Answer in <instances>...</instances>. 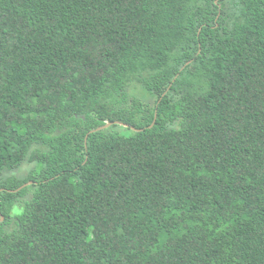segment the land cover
Wrapping results in <instances>:
<instances>
[{
  "label": "trees",
  "instance_id": "1",
  "mask_svg": "<svg viewBox=\"0 0 264 264\" xmlns=\"http://www.w3.org/2000/svg\"><path fill=\"white\" fill-rule=\"evenodd\" d=\"M0 264H264V0H0Z\"/></svg>",
  "mask_w": 264,
  "mask_h": 264
},
{
  "label": "water",
  "instance_id": "2",
  "mask_svg": "<svg viewBox=\"0 0 264 264\" xmlns=\"http://www.w3.org/2000/svg\"><path fill=\"white\" fill-rule=\"evenodd\" d=\"M114 124H115V123H114ZM114 124H108V125H106V126L100 128V129H98V130L95 131V132H98V131H102V130L108 129V128H110L111 126H113ZM116 124H118V125H123V124H121V123H116ZM124 126H125V127H128L127 125H124ZM29 185H32V183L29 182V184L24 185V187H22L20 190H23L24 188H27ZM2 221H4V217L2 218Z\"/></svg>",
  "mask_w": 264,
  "mask_h": 264
},
{
  "label": "rangeland",
  "instance_id": "3",
  "mask_svg": "<svg viewBox=\"0 0 264 264\" xmlns=\"http://www.w3.org/2000/svg\"><path fill=\"white\" fill-rule=\"evenodd\" d=\"M30 170V167H29V165H25L24 167H23V169L20 171V172H18V176H20V177H23V176H26L27 174H28V171Z\"/></svg>",
  "mask_w": 264,
  "mask_h": 264
}]
</instances>
